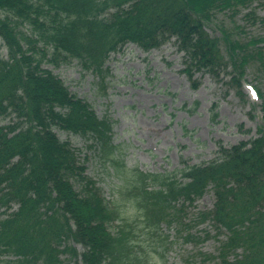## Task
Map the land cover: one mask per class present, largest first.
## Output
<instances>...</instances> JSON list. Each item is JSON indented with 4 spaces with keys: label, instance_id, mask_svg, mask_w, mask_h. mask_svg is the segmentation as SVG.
<instances>
[{
    "label": "trees",
    "instance_id": "trees-1",
    "mask_svg": "<svg viewBox=\"0 0 264 264\" xmlns=\"http://www.w3.org/2000/svg\"><path fill=\"white\" fill-rule=\"evenodd\" d=\"M256 1L0 0V264H149V255L169 264L179 239L219 242L217 253L199 251L183 264H264L260 87L254 86L263 114L257 137L219 142L211 160L182 157L175 170L150 173L126 165L109 114L100 117L44 67L76 61L107 96L113 54L129 44L149 52L173 40L194 88L200 85L196 73H227L246 97L244 68H264V35L246 40L237 37L246 35L243 27L221 24L219 39L206 27L218 14L233 21L244 11L250 24L264 25ZM74 137L94 148L117 181L112 200L88 175V158ZM208 192L213 208L190 212ZM202 225L212 230L199 233Z\"/></svg>",
    "mask_w": 264,
    "mask_h": 264
},
{
    "label": "rangeland",
    "instance_id": "rangeland-1",
    "mask_svg": "<svg viewBox=\"0 0 264 264\" xmlns=\"http://www.w3.org/2000/svg\"><path fill=\"white\" fill-rule=\"evenodd\" d=\"M253 6L264 17V0L256 1ZM246 12L239 13L233 21L228 15L218 14L207 25L208 33L220 39L218 28L222 24L231 30L235 26L243 27L246 35L239 34V38L248 40L263 36L264 25L250 24L244 16ZM2 44L0 38V46ZM1 53L7 56L5 48ZM223 53L227 55V52ZM107 66L111 74L107 78L108 94L105 96L97 87L98 78L76 61L58 68L53 64L44 65L58 75L71 92L87 100L100 117L109 114L115 121L114 143L131 169L173 170L179 166L182 157L190 158L192 163L208 161L215 156L219 142L231 146L258 136V126L262 123L261 101L252 86L264 91V68L255 63L244 68L242 91L246 97L241 92L237 94L236 85L229 84L231 77L227 73H222L219 78L196 73L194 79L200 85L194 88L183 71V53L178 51L173 40L149 52L129 44L123 52L113 54ZM213 104L218 105L215 110H212ZM61 137L65 139L67 135ZM72 142L81 148L82 157L88 158V175L97 181L105 197L112 200L110 188L117 181L107 175L102 161L94 156V148L85 147L78 137ZM214 202L213 193L208 192L196 200L189 211L211 210ZM203 229L212 230L203 225L199 227V233ZM176 247L167 257L169 264H181L184 258L199 251L217 253L219 242L209 239L195 244L179 240ZM77 248L82 251L81 246ZM148 261L149 264H162L163 257L149 255Z\"/></svg>",
    "mask_w": 264,
    "mask_h": 264
}]
</instances>
